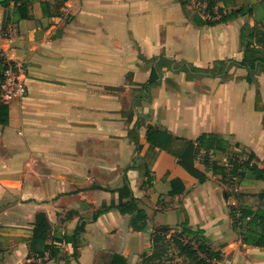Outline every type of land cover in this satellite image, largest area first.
Segmentation results:
<instances>
[{
  "label": "crops",
  "instance_id": "crops-1",
  "mask_svg": "<svg viewBox=\"0 0 264 264\" xmlns=\"http://www.w3.org/2000/svg\"><path fill=\"white\" fill-rule=\"evenodd\" d=\"M17 6L0 3V59L26 66V95L0 125V264H154L157 233L203 241L219 253L212 264H264L239 218L264 212V179L231 181L222 166L264 169V0H215L211 12L197 0H34L26 19ZM236 9L251 12L192 21ZM149 128L193 142L205 182L169 196L175 175L155 177L164 151ZM124 184L146 219L111 210L93 220ZM38 213L50 225L41 257ZM82 223L77 242L64 241Z\"/></svg>",
  "mask_w": 264,
  "mask_h": 264
},
{
  "label": "trees",
  "instance_id": "trees-1",
  "mask_svg": "<svg viewBox=\"0 0 264 264\" xmlns=\"http://www.w3.org/2000/svg\"><path fill=\"white\" fill-rule=\"evenodd\" d=\"M3 6H7L10 2L17 4V9L22 19H26L27 9L30 3L34 0H0ZM68 0H61V3H65ZM184 4V3H183ZM215 4V0H209L206 10L211 12ZM250 9H236L231 11L229 14H222L220 20H202L198 16H193L192 21L196 25H214L217 22H227L232 19L238 18L244 13H250ZM212 14H210L211 16ZM70 18H68V21ZM254 33H251L250 36L253 37ZM256 35H261L262 39L259 40V43L264 44V33L256 32ZM242 36H244L242 30ZM255 61L261 62L260 59H255ZM238 65H243V63H238ZM1 77V75H0ZM158 80V76L153 70L150 75V79L145 87L148 85L154 84ZM9 111L8 106L0 103V125L6 126L8 124ZM152 134H156L158 137H154ZM160 136H163V139H160ZM148 142L154 146L160 147L164 151L163 158L155 171V177L158 179L161 173H173L175 177L170 182V191L168 192L169 196L181 194L186 187L192 183L202 184L205 182V174L198 171L194 167V160L197 156V148L195 144L191 141L182 139V138H173L165 133L159 132L157 130L148 129ZM201 144V142H200ZM204 165L206 171L210 169L209 164L205 161ZM232 174L238 177H244L247 171H251L255 174V178L264 179V169L257 168L255 166H250L248 163H237L232 162ZM213 169H218L213 168ZM219 171H223L219 168ZM124 179L125 176H124ZM119 196V203L112 204L109 207H103L101 210L96 211L93 215V220H96L99 216L107 213L111 210H116L121 214L133 213L136 212V217L141 220H145L146 216L141 210H138L135 200L133 198L132 192L127 184H124L121 188L115 191ZM125 199H128L127 202H123ZM241 220L249 218L246 222V231L242 234V241L245 245L264 248V212L260 210L252 211L249 208H243L240 213ZM187 222L182 223L183 232L188 236L193 235L197 237L200 234L201 230L193 231L187 228ZM84 224H80L76 227L75 233L72 238L65 237L64 241L73 240L74 243L77 242V237L83 231ZM233 227L236 228V222H233ZM50 225L44 214L38 213L35 218V224L33 228V235L31 241V249L34 253H38L39 257L42 256L45 249H47L46 241L49 236ZM162 233L165 232V228L160 230ZM154 236L153 242L155 246L158 245V242L163 238L161 236ZM197 243H199L197 241ZM196 243V244H197ZM176 247L178 249L179 255L185 257L189 260L195 262V264H212L213 260H220L218 252L211 251L205 244L199 246L198 249L194 248V245H191L189 242L183 243L175 241ZM155 253V252H154ZM203 253V254H202ZM157 257V254H156ZM117 259V257H116ZM151 258H147V261Z\"/></svg>",
  "mask_w": 264,
  "mask_h": 264
},
{
  "label": "built area",
  "instance_id": "built-area-1",
  "mask_svg": "<svg viewBox=\"0 0 264 264\" xmlns=\"http://www.w3.org/2000/svg\"><path fill=\"white\" fill-rule=\"evenodd\" d=\"M0 67V103L9 106L12 102L19 101L26 95V88L24 85V80L26 79V66L19 61H7L6 57L3 55L0 59ZM196 157L198 158V155ZM232 162V160L224 157L222 159V166L231 174V181H236L238 176L232 174ZM248 220L249 218L245 219V221Z\"/></svg>",
  "mask_w": 264,
  "mask_h": 264
},
{
  "label": "rangeland",
  "instance_id": "rangeland-1",
  "mask_svg": "<svg viewBox=\"0 0 264 264\" xmlns=\"http://www.w3.org/2000/svg\"><path fill=\"white\" fill-rule=\"evenodd\" d=\"M208 1L209 0H197V2L206 3V4H208ZM193 16H197V15L194 14ZM157 232H161V231H157ZM157 234H159L157 236H161L163 239L158 242V245L155 248V254H157V258L155 259V261L157 260L159 262L154 263V264H195L194 261L189 260L185 257H181L179 255L175 241L181 242L180 240L177 239L178 237H181V235H178V237L175 236L174 238L172 237L170 239H167L165 236H162L161 233H157ZM198 242L199 243L195 245L196 249L199 248L200 244L201 246L204 245L203 241L199 240Z\"/></svg>",
  "mask_w": 264,
  "mask_h": 264
},
{
  "label": "water",
  "instance_id": "water-1",
  "mask_svg": "<svg viewBox=\"0 0 264 264\" xmlns=\"http://www.w3.org/2000/svg\"><path fill=\"white\" fill-rule=\"evenodd\" d=\"M0 3H1V1H0Z\"/></svg>",
  "mask_w": 264,
  "mask_h": 264
}]
</instances>
